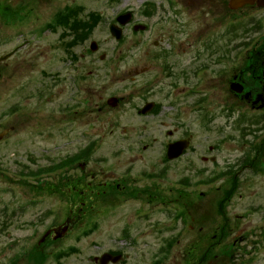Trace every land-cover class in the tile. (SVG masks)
<instances>
[{"label": "rangeland", "instance_id": "obj_1", "mask_svg": "<svg viewBox=\"0 0 264 264\" xmlns=\"http://www.w3.org/2000/svg\"><path fill=\"white\" fill-rule=\"evenodd\" d=\"M68 1L73 0H58L55 3V6L57 5L56 7H63V5H65V3ZM161 1L166 0H159V2ZM77 2L86 7L85 14H88L91 11H97L103 15V20L95 27L90 41H88L85 46H79L78 52H83L86 48H89L91 40L98 42L100 46L99 52H113V49L117 48L118 46L115 39L111 36L109 26L111 22L116 19V16L119 13L127 9H131L135 13L133 22H141L142 24L149 25L150 29L142 36L135 35L133 33V27H129V29L125 31L124 44L121 46V52H125V61L119 62V65H123V67L127 69L134 66L135 57L133 52H135L137 49L136 43L139 42V40H141L140 44H138L139 49L152 48V51H161L162 48H166V33L168 28L165 30L164 28L169 26L171 21L167 18L168 12H166L164 9L160 11V15L158 16V12L148 16L142 12L145 7L140 10L143 0H118L115 2L112 0H77ZM54 10L55 7L49 5H43L42 7L40 6L38 11L41 14V17H43L42 21H46L45 17L48 18L50 13L54 12ZM240 14H242V11L238 12V15ZM260 14L261 12H259L257 16ZM189 16L191 17V20L194 21V25H197L198 21V24H200V15L189 14ZM6 17L8 18V22H11V19L14 18V14H11L10 16L7 15ZM246 19V17L239 18L238 22L246 21ZM40 23L42 24V22ZM193 28L194 27H192L191 30ZM161 29H163V31H161ZM217 29L219 30L220 34L218 35L216 42L214 37H212V46L217 45L219 52H230L229 45L231 42L229 33L226 32V24L222 23L221 27H218ZM211 33L213 34L212 31ZM238 36L240 37L239 34ZM56 38L57 36H49L40 39L35 43L41 47L49 48V44H54L57 41ZM162 39L163 41H161ZM156 41L159 42L158 44L162 43L163 45L157 46L155 44ZM236 41H248V39L237 38ZM17 43H19V40L16 37L12 38V42L0 40V56L7 54L14 45H17ZM244 50L245 47H239V52H244ZM26 53L27 52H19L18 55L13 57V59H8L6 63H3V65L8 63L10 66L13 64L11 67L15 68L13 72L15 75L9 76L6 73L0 80V132L10 125V123L15 125L14 131H10L9 133L7 138L8 140L0 142V165L2 168H4V171L9 172L11 177L18 176L17 173L21 170L23 163L28 164L30 167H35L38 162L44 163L45 160L43 157L47 159L46 156H42V154H44L43 151L45 148L49 150L51 158L58 159L59 157L61 158L75 152L79 147L83 146L87 142L81 137L80 134L72 137H69L68 135L67 137L62 136L64 132L57 131L58 126H55L58 125V121L52 117H49L48 115V113H54L53 103L46 102V104L43 105V101L39 99L40 88L45 90L44 92L42 91V93H45V97L50 98V100L53 101H55L57 94L61 96L67 93L64 90L66 87L61 85L63 88H60L58 87V83L57 85H51L53 78L41 77L40 70L43 66L50 70L57 68V66L52 62L53 59L51 60L53 52H46V56H40V54L36 56L38 52H29L30 57L27 55L28 59L23 65L25 60L24 56ZM57 53L59 52L57 51ZM96 58L98 59V56H94L95 60ZM30 60V64L27 65V62ZM171 62L174 65L173 72L176 75L169 76L166 72H159L156 82L162 87L157 88V92H155L156 98L165 102L166 104V102H168L167 93L170 91L171 93H174L175 96L180 97V100L177 98L179 103L182 104L186 101H191L192 103V101L196 98L192 96L193 94H191L190 91L187 89L182 91L180 88H171L169 87V83L172 80H177L176 83L183 85L185 82H188L187 80L190 79V82L186 83V85L193 86L194 83L199 79V76L196 77L194 74H191V71H193L200 64L209 62V60H207V57H199L198 59H194V56H192L191 52H180L179 54L172 56ZM101 64V61H99V63H93V76L85 83L90 85V87L93 86L94 91H97V83L102 85L106 82L105 72L107 71L101 66ZM77 73L78 69L75 72H70L72 76L71 80L73 81L71 84L73 91L75 90L74 80ZM28 79L32 80V84L27 88L26 91L22 93L21 89ZM226 80L227 78L225 77L223 81H220L219 85L221 87L219 88L214 87L211 84H208L205 88L206 91L208 90L209 92L215 93L217 95V98L219 99L218 104H221V106L224 105L226 100L224 91L225 85L227 83ZM212 82L213 81H210L209 83ZM85 84H83V88H86ZM44 85L47 86L46 89H44ZM109 85L110 84H108V86ZM124 85L129 86V81H125L122 85L115 84L109 86V88L111 91L120 90L115 92L124 95L125 99H128L131 97L129 92L132 90L128 88L125 90L126 92H122V89L125 88ZM28 90H30V94L29 97H26L25 93ZM74 92L77 94L81 93L77 90ZM184 96L186 100L183 99ZM131 100L132 99H130L129 102H131ZM134 100L135 98L133 101ZM14 102L21 111L10 117V115L7 114V109ZM129 102L125 103L118 113L115 112V114H110L108 117V119H110V117L115 116L114 128L107 123L108 115L101 114L100 116L96 117L97 112L93 113L91 120L92 122L83 127L87 130L88 134L90 133V130L92 132L87 136V139H89L90 136H93V139H96L95 142H98V145L95 148L96 152L93 156L94 161L92 164L93 168L100 172V174H97L98 181L104 180L105 177H124L126 176V172L131 170V187L135 188L136 190L148 189L147 193L144 191H142V193L151 195L159 194L161 199H163L167 196L169 197L171 194H178L172 188L178 186L179 181L184 175L187 174L185 170L188 168V175L190 178L188 191L194 192V190L197 189V192H221V190L215 189V187L218 185L202 186L201 181L205 178V175L202 176L200 174V169H202L203 165L201 164L200 160H198L196 155L198 153L200 155L206 153L208 145L218 140L220 137L219 130L222 128V125H210V127L204 128L202 131V129L199 127L200 121L198 120V117L194 111L188 113L187 111H184L183 113L181 112V114L178 115V121L185 122L190 115V127L193 126L194 122L198 123L197 126H193L197 132V142L195 143V148H197V151L194 153L189 152V154L184 159L171 164L168 163L169 175L163 178H157L153 181L154 183H152L151 180L143 177L141 174L143 171L152 172L163 167V162L161 161V154L163 152L162 140H165L166 138H164L165 136L162 135L164 134V131L171 126V118L164 119L163 117H160L156 119L157 129L163 134H155V136L158 137V140L155 141V148L151 152L146 153V156L143 158V156H141L142 154L137 150V144L134 142V140L139 138V136H126V133L130 132V134H133L136 131L134 126V116L132 115L134 109L129 107ZM57 104L55 106H57ZM181 106H183V104ZM27 112H29V116H26ZM150 118L151 117H148V119ZM77 122L80 124V119ZM174 123L175 121H173V124ZM216 123H218V121H216ZM124 126L128 127L127 131L124 130ZM83 128H78L77 131L80 132ZM110 129H113V131H110ZM153 130H155L154 126ZM30 157H35L38 161H30ZM204 166L208 167V165ZM208 168H213V166H209ZM0 171H3V169ZM67 175H70L69 171L67 172ZM77 176L83 178L85 181L88 180V178H85V176L79 171H77ZM9 184V182H6L4 175L0 173V209L3 208V206L8 201L7 198L9 195L7 194V188L9 187ZM16 187L17 193H27V191H25L22 186L17 185ZM23 200V196L19 194L16 201L21 202ZM37 202L38 204L36 206H29L27 208L28 213L26 218H31L35 213H39V211L47 210L48 207H50V204L54 202V199L43 196ZM162 202L163 201L145 204L143 201H130L128 203H121L120 206L118 205L113 208L111 212L106 215L99 231L94 234V236L100 234L102 235V239L104 238L102 241V250L119 248L120 246L126 245L123 250H127V252L130 254L128 264H147L146 262L148 258L153 256V252L158 251L160 239L166 237L169 238L172 236L173 238L177 237L180 240L189 243L192 241V239L195 240L197 235H195V233L190 230V227L184 223H180L177 226L178 228L171 232L166 231V227L176 226L173 219L176 213V208L173 206L175 210L172 209L170 204L165 207ZM62 206L64 205L62 204ZM140 207L143 210H155L151 223H139V220L136 218V215H134V212L137 209L139 210ZM229 217L232 219L233 224H237V226L231 232L229 238L231 242L240 240V238H244V240L248 241H264V238H262V232H264V173L261 175H253L250 173L249 176L242 177L237 196L233 201V205L229 207ZM53 220L54 218L44 224H40L41 226L39 228L43 230L46 226L51 224ZM218 220L220 221L219 218ZM125 222L131 224L130 227L133 233H137V230L134 231V229L148 228L149 224H156V230L158 233L155 235L150 234L144 238L150 247L144 246L143 243L139 241V244L132 248L122 241H119L121 229ZM182 226L188 228L184 234L179 232ZM31 230L32 228L29 227L27 231H17L15 235L21 236L23 234L30 233ZM144 231L150 232V230ZM132 235L135 236L136 234ZM86 239H84V242ZM185 245L186 243H183L179 248L176 247V249L173 250V256L171 259L173 264H182L183 258H185ZM88 246V243L85 242L83 245V254L77 256L76 260H71V264L76 261V264H86L88 263V256L98 253V248H87ZM249 246H251V244H249ZM251 255H253V257L255 256L253 253H250L246 256L249 257ZM257 256L260 258L258 264H264V251L259 253ZM0 262L5 263L6 260ZM49 264L54 263L52 262ZM225 264L227 263L225 262ZM232 264H239V262L235 261Z\"/></svg>", "mask_w": 264, "mask_h": 264}, {"label": "flooded vegetation", "instance_id": "obj_2", "mask_svg": "<svg viewBox=\"0 0 264 264\" xmlns=\"http://www.w3.org/2000/svg\"><path fill=\"white\" fill-rule=\"evenodd\" d=\"M31 1H37V0H31ZM46 1H52V0H46ZM1 3V0H0ZM23 3L26 4V0H23ZM200 3L204 6V9H207L208 14L210 13V9L214 7H218L221 5V0H201ZM35 27H38L35 25ZM40 33V28L38 29V34ZM45 33V31H43ZM255 49H252L251 52H254V54H250L251 56H256L257 58L260 57L261 52H264V36L261 40L258 41L257 47ZM11 52H45V50L42 49H21L16 47ZM204 54V52H203ZM255 64H248L246 67H244L241 71V74L236 75L235 77L237 79H241V81L247 80V75L245 74L247 69L250 68V72H255L254 69ZM65 67V66H63ZM264 67V60H262V68ZM69 70V68H66L65 71ZM244 73V74H243ZM245 75V78H244ZM258 81L264 82V72L258 75V77H255ZM250 80V79H249ZM264 87V86H263ZM261 88V93H264V88ZM262 95H260V99H262ZM107 109V105H105L101 109ZM157 106H155L154 109H156ZM140 119L143 120L141 117H148L149 114H139ZM144 129L148 130L149 127H155L156 126V120H147L144 119ZM170 132H168L169 134ZM171 143V142H170ZM169 143V144H170ZM76 163V162H75ZM74 164V162L72 163ZM76 169V167H75ZM32 177H26L23 178L24 182H27V184L30 182V179ZM57 178V177H55ZM92 178H96L95 174L92 172ZM36 180L37 183L38 178H33ZM115 182H108L104 181L103 183H88L90 196L88 197L87 193H80L74 192L71 190L69 194V198L73 201L70 203L71 208L68 209L67 214L63 219L61 217L58 218V221L55 226H49L46 228L42 235L40 237L33 236V238L36 240L37 244L32 249H37L38 246L39 251L32 250L35 255H32L34 264H47V262L50 259L54 260V264H71V260L77 259V252L79 251V248H81L80 244L82 242L81 237L79 236L77 230L80 229L83 233H88V235H84L83 237H90L88 244L89 248L91 247H99L102 248V235H97L92 237V235L97 232L101 228V224L105 220V212L104 214L101 213L99 215V218L93 217V211L92 208L84 209L83 207L78 208V198L83 199L86 197L89 198L88 200L94 201L95 196H102V195H108L113 196L112 194H108L107 191H104V193L98 192L93 193L92 188L98 187L99 185H104L106 187H109L113 185ZM96 185V186H95ZM117 187L121 190H123V187H120V184L117 183ZM55 192H51L54 194V197H56V200L60 201L61 198L58 197L60 192H58L57 188H53ZM74 189L76 187L74 186ZM110 193V192H109ZM26 197V196H24ZM36 197V196H35ZM18 195L11 194L9 198V206L11 207L10 213L7 214L3 220L0 221V249L5 250L4 256L6 258L5 264H21L24 263V254H21L18 261L15 260V256L13 253L14 248H26L30 245L29 237L26 234H23L22 236L15 235L17 231H26L29 227L32 228V232L36 233L38 225L43 222V215L42 214H35L31 218H26L28 213V203H26L24 200L21 202H17ZM106 201V200H105ZM109 201H106V204L108 205ZM57 205V210L59 211L60 207ZM82 205H84V202H82ZM89 207H92V204L89 205ZM51 210H54L51 209ZM97 221V223H96ZM63 222L66 224L61 227L60 229H63L66 227V230L63 233H58L53 230L55 227H60ZM86 222V224H84ZM48 233L46 234V232ZM50 231V232H49ZM46 234V235H45ZM145 236V234H142ZM44 236V240L41 241V239ZM92 237V238H91ZM129 238L130 241L127 242L128 244H134L135 241L133 240V236L129 235L128 237H122V239ZM144 246H150L148 243H144ZM211 245V244H210ZM232 245H235L234 243ZM209 246V242L206 240L199 241V249H201V257H190L186 256L183 258L182 264H205L204 258H205V248ZM104 253V251L100 255H90L87 257L88 263L86 264H103V259L101 255ZM53 257V258H52ZM32 259H28L27 262H30ZM77 262V261H76ZM76 262L72 264H76ZM147 264H173L170 257H150L148 258ZM106 264H113V263H106Z\"/></svg>", "mask_w": 264, "mask_h": 264}]
</instances>
